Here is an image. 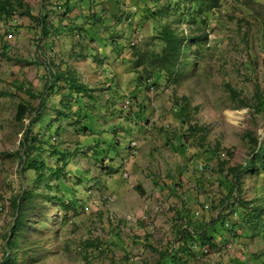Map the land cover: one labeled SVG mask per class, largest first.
<instances>
[{
    "label": "rangeland",
    "instance_id": "1",
    "mask_svg": "<svg viewBox=\"0 0 264 264\" xmlns=\"http://www.w3.org/2000/svg\"><path fill=\"white\" fill-rule=\"evenodd\" d=\"M30 1L49 16L50 34L20 13L0 15V263L9 253L17 264H164L182 230L224 217L212 246L198 241L175 264H264V220L249 233L233 225L242 209L223 206L232 179L220 166L247 158L249 133L264 136L254 97L264 94V0H225L209 14L199 70L178 85L137 64L138 52L163 47L156 6L145 13L142 0ZM67 71L91 88L81 104L64 82L50 81ZM232 89L252 106L238 109ZM22 103L29 112L21 121ZM25 135L38 136L43 168L25 165ZM65 150L67 166L57 153ZM56 167L61 181L50 177ZM24 191L35 196L26 213L33 223L9 245ZM243 198L264 200V180L247 178Z\"/></svg>",
    "mask_w": 264,
    "mask_h": 264
},
{
    "label": "trees",
    "instance_id": "2",
    "mask_svg": "<svg viewBox=\"0 0 264 264\" xmlns=\"http://www.w3.org/2000/svg\"><path fill=\"white\" fill-rule=\"evenodd\" d=\"M30 2V0H0V15L6 20H10L14 18L17 13H20V16L28 17L33 23H37L41 27L44 35L50 34L46 24L49 16L43 13L36 14ZM149 2L150 4L148 5L147 3ZM224 2L225 0H142L145 13L150 12V8L148 7H157L156 14L152 13L155 20H153L154 30L158 32V39L163 44V47L160 51L153 50L145 54L138 52V66H145L146 72L149 68L157 70L159 73L156 79L161 80L164 78L165 82L175 85L180 84L183 80H186L192 74L196 73L199 70L200 61L203 57V49L209 43V33L207 31L210 20L209 14L222 8ZM92 15L95 14L91 13V15H87L88 20L92 21ZM171 17L173 20H170ZM183 25L189 27V32L183 30ZM1 45V49L4 51L8 48L9 44L2 42ZM2 55L3 54H0V57ZM53 80L62 81L69 87L73 92L71 94L72 99H70L76 104L83 103L84 97L91 92V88L82 83L79 76L74 71L51 73L50 81L52 82ZM148 80L150 81V78ZM50 87H53V84H51ZM54 88H57L56 85ZM231 96L232 100L238 103V109L252 106L250 100L241 98L236 90H231ZM254 97L256 107L259 106V112H264V94L260 90H257ZM62 103H64L66 107L69 105L71 111L70 106L72 103L68 104L65 100H63ZM85 109L88 108L85 106ZM28 112L27 105L23 103L20 104L17 118L22 121ZM40 117L41 115L38 116L36 123L40 121ZM60 128L62 127L58 125V130L55 132L56 135H59ZM82 129H85L86 133L88 132L87 128H84V126ZM189 129L192 131L193 127L190 126ZM37 139L38 136L29 138L28 135H25L22 142V149L25 165L30 162L31 165L39 169L43 168L45 164L43 161L39 160V156H34V152H41V150L37 149L35 144ZM39 147L42 149L41 146ZM247 147V158H245L241 164L230 166V163L222 162L220 166L221 173L226 172V178L229 177L232 179L230 183L231 186H229V197L232 202H227V204L223 206L227 209L233 207L235 209L234 211L242 209V211L240 210L239 220L233 225L238 226V228L246 227L245 232L249 233L256 231L264 220V200L262 198H243L244 184L247 178L255 180L257 183H259L260 180H264V136L259 137L249 133ZM57 153L62 155L60 161L63 162L64 166H67L69 152L65 150V152ZM232 156H234V154H232ZM26 168L27 166L24 170ZM62 175L64 174L60 167L50 169V177L55 176L58 181H61V179H63ZM45 180L46 176L41 173L38 176L37 184L43 183ZM34 197L32 193L24 191L23 194L14 201L17 217L9 236V245L12 243L14 244L15 238L24 236V233H21L20 230L31 227L29 224L32 225L33 221L26 219V213ZM51 198L52 197H49V199ZM62 205L64 207H69L66 200L62 201ZM236 205L239 206L238 209L235 207ZM223 219L224 217H218L213 220L215 223L213 228H211L212 224L209 223L205 225L202 224L198 230L196 228H194L193 231L182 230L176 240V245L178 246L177 254H174L175 251L173 250L162 254L165 261L164 264L179 263L183 260L182 254L188 257L193 255L190 246L198 244V241L201 242L200 244L202 246H212L215 238L213 232L217 233V227H223L225 229L226 224ZM43 225H45V223L42 224V227ZM43 231H45V229ZM43 231L41 232L43 233ZM15 245H17V243ZM17 263V259L14 258V255L5 253L4 259L0 264Z\"/></svg>",
    "mask_w": 264,
    "mask_h": 264
},
{
    "label": "built area",
    "instance_id": "3",
    "mask_svg": "<svg viewBox=\"0 0 264 264\" xmlns=\"http://www.w3.org/2000/svg\"><path fill=\"white\" fill-rule=\"evenodd\" d=\"M135 44H136L135 42L132 43V45H135ZM175 110H177V109H175ZM168 127H169V125H168ZM206 208L208 209V206H206ZM0 209L3 210V211H6L7 210V208L4 207V206H0Z\"/></svg>",
    "mask_w": 264,
    "mask_h": 264
},
{
    "label": "bare ground",
    "instance_id": "4",
    "mask_svg": "<svg viewBox=\"0 0 264 264\" xmlns=\"http://www.w3.org/2000/svg\"><path fill=\"white\" fill-rule=\"evenodd\" d=\"M231 115V114H230Z\"/></svg>",
    "mask_w": 264,
    "mask_h": 264
}]
</instances>
